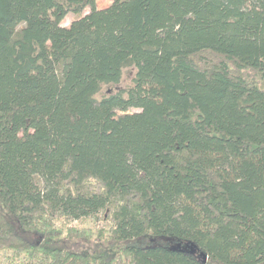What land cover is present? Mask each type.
<instances>
[{
    "label": "trees",
    "instance_id": "obj_1",
    "mask_svg": "<svg viewBox=\"0 0 264 264\" xmlns=\"http://www.w3.org/2000/svg\"><path fill=\"white\" fill-rule=\"evenodd\" d=\"M7 251L264 264V0H0Z\"/></svg>",
    "mask_w": 264,
    "mask_h": 264
},
{
    "label": "rangeland",
    "instance_id": "obj_2",
    "mask_svg": "<svg viewBox=\"0 0 264 264\" xmlns=\"http://www.w3.org/2000/svg\"><path fill=\"white\" fill-rule=\"evenodd\" d=\"M112 0H96V6L98 8H104L106 6H108L111 3ZM89 11V8L86 10V12ZM74 17V14H69L65 21L64 24L68 25L72 18ZM135 68L131 67L126 69L125 73H124V77L122 79V81L119 84H111V85H106L103 90H102V94H109V93H113L117 90H119L120 88L126 86L127 84H129L133 78V76L135 75ZM97 222H95V220H91L88 221L87 224L90 226H95ZM72 225L76 226L78 225L77 222L73 223ZM109 226V222L106 220H101L100 221V225L97 224L96 227H103L106 228ZM85 247L87 250H90L94 253H99V252H103L105 250L111 249L112 248V244L111 243H106L104 240H94L91 241L90 243H84ZM7 255H9V258L11 257V252L7 251L6 253H4L3 255H0V262L3 264H7L9 259L7 257Z\"/></svg>",
    "mask_w": 264,
    "mask_h": 264
},
{
    "label": "water",
    "instance_id": "obj_3",
    "mask_svg": "<svg viewBox=\"0 0 264 264\" xmlns=\"http://www.w3.org/2000/svg\"><path fill=\"white\" fill-rule=\"evenodd\" d=\"M203 256L206 258V255L205 254H203Z\"/></svg>",
    "mask_w": 264,
    "mask_h": 264
}]
</instances>
